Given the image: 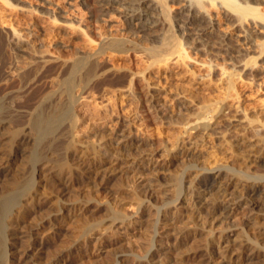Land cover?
I'll use <instances>...</instances> for the list:
<instances>
[{"label":"rangeland","instance_id":"374dc122","mask_svg":"<svg viewBox=\"0 0 264 264\" xmlns=\"http://www.w3.org/2000/svg\"><path fill=\"white\" fill-rule=\"evenodd\" d=\"M12 1L18 5L19 10H17L18 7L17 9L11 7L12 10L0 2V20H7L11 27H14L13 29L23 33L21 34L23 41L15 37L13 32H11L12 36L9 34L10 32L2 34L0 40V46L4 45V49L0 52V74L4 73L5 76L10 73L5 77L3 74L0 75V161H4L0 164V175H2L0 176V264H36L39 258L31 256L28 258L32 261L28 258L21 260L17 255L11 252L10 254L8 251L13 229L22 230V233L19 231L18 238L12 239L14 241L11 248L18 247L17 245L23 247L29 243V237L25 236L26 239L24 238L29 226L44 220L50 214L53 216L54 212L59 210L56 205L49 207L46 204H40V208H34V202H27V197L35 188L51 191V187L56 182L69 178L70 187L60 191L64 205L83 198L89 199L88 195L94 198L88 209L82 211L80 209L81 213L78 211V215L72 217L73 220L64 219L59 225H55L53 231L52 229L44 230L43 234L46 240L44 239L41 250L43 259L46 258V255L51 257V255H55L54 253L57 254L63 250L62 253L67 252L68 261L66 264H111L109 262L115 256L127 255L133 251L139 259L143 260L148 254L151 257L160 255L168 246L165 241H162L164 243L160 241L161 236H157V233L159 235L165 231L168 224L163 223L162 220L158 224L154 223L158 217L155 209H161L159 216L164 219L167 216L165 211L167 207L172 209L174 205H178L179 209L185 210L191 207V202L184 198V194L178 198L173 196L174 200L169 203L165 202L166 198L160 194L148 195L143 207L155 209L152 211L153 215L148 217L153 220L149 219L152 224H148V227L141 226L139 233L142 238L138 237L139 233L135 236L127 231L128 228L122 227L118 228L120 234H107L106 239L97 245V248L94 244V236L110 224L109 219H111L112 211L121 209L134 220L143 215L137 206L138 198L135 189L131 186L135 183V187L140 191L138 174L134 173L137 172L136 168H147L146 177L152 178L153 182L158 185L161 183L159 188L166 192V195L175 193L172 185L178 179L183 178L185 187L194 180L193 183L199 185L196 189L198 193H208L206 194L208 198L205 197L201 202H199L200 199H197V205L211 206L213 203L221 201V189L214 182L216 174L211 169L212 164L216 159L228 160L232 167L240 168V163H237L241 155L245 153L238 151L239 146L235 145L237 139H246V142L250 144L247 148L264 156V34L260 32L264 27L261 24L264 23L263 19L248 15L247 19L241 23V26L252 34V38H255L256 44L251 46L244 43L247 32L239 28L237 16L234 15L230 19H226L223 10L214 8L210 11L215 22L210 33L216 34L215 36L227 33L232 37L231 44L235 45L242 53L241 56L231 59L227 54L225 56L208 50L207 45L211 40L209 37H200L196 40L194 39L195 35L183 36L184 28L180 25L183 20L188 18L185 7L187 3H190L188 2L190 0H168L170 22L172 26L174 25L173 33L181 34L179 40L183 44V49L187 47L185 50L188 51V55L183 53L174 61L172 58L166 61H153L144 52L161 43V37L163 32H166L167 28L165 29V27L168 25L161 24L159 27L157 26L158 28H154L153 34L144 35L139 33L135 23L122 16L121 12L113 9L105 15L102 14L99 10V0H71V3L70 0H50L46 6H42L39 0ZM249 1L254 5V0ZM28 7L34 8L35 12L25 9ZM262 10L264 11V3ZM153 13L156 17H160V21L164 22L161 11L154 9ZM9 19L12 20V23L8 21ZM29 21H33V25ZM117 32L127 34L126 36L140 43L136 47L133 46L134 49L131 47L127 52L105 50L106 52L104 51L103 54L100 53L99 60L103 61L104 66L108 68L111 65L120 71L114 74L115 76L108 75L109 78L106 77L105 85L100 84L101 81L99 83H97L98 80L93 81L90 84L92 86H89L83 93V96L87 98V104L85 103L86 105L82 109L72 108V105L69 103V106L67 102L64 103L65 106L61 105L60 107L57 105L58 99L56 98L49 102L46 101L45 98L50 95V91L53 93L55 88L60 87L57 85H61L64 83V79L66 80L72 75L70 70L65 69L66 67L64 68L59 62L58 66L57 61L53 60L52 63L45 64L43 60L46 56L47 58L61 57L63 59L62 57H65L64 59H70L83 50L92 52L100 34ZM13 41L15 44L12 43ZM202 44H206L205 49V45ZM138 45L140 46L138 47ZM2 46L0 48H3ZM9 52L11 53L9 54ZM12 52L14 53L12 54ZM101 62H99L100 71L101 67H104ZM224 68H226V74L222 72ZM10 69H12L11 72ZM125 69L137 73L133 81H130L132 76L125 75L127 72L124 73ZM12 72L14 73L12 74ZM24 73L25 76H23ZM11 74L16 76L12 77ZM114 77H116L115 83L111 80ZM78 79H75V82L79 81ZM61 81L63 82L59 83ZM20 87L21 89H19ZM77 88H75V93L79 92ZM152 94L167 104V115H157V111L149 107L150 111L147 102ZM176 98L186 100L188 108L180 110L176 106ZM205 104L216 106V115L221 112V109L225 111V119L212 118L210 122L213 123L220 119L219 124L226 123V127L221 125L216 131L210 130L205 133L201 142L197 141L193 144L190 139L196 137L197 133L196 130L187 131L186 122L198 107ZM236 123L239 124L236 127L233 126ZM121 128L130 133L133 139L146 135L149 144L146 143L139 149L132 147L122 151L119 154L122 157H120L121 164L114 166L113 154L118 147L120 138L117 141L112 140L109 132ZM14 134H17L18 137L16 138ZM172 140L180 141L182 146L190 147L201 155L187 157L181 161H171L172 157L165 149L169 145V141ZM63 163L64 165H60ZM129 163L134 164L128 166ZM195 163L200 164L199 166L202 168L193 170L194 168L191 166ZM141 164L142 166H140ZM109 165L118 170H116V175L111 178L103 174L110 170ZM159 165L161 166L158 169ZM64 167L65 170H63ZM36 168L39 170L37 175L34 171ZM256 172L258 173L255 175L263 176L256 179V182L264 185V163L251 170L252 174ZM85 175H91V178L86 181ZM102 176H104V180L101 178ZM38 179L40 180L38 181ZM52 180L54 181L52 182ZM246 182L249 183L250 180ZM44 183L47 184L43 187ZM30 190L32 191L29 192ZM47 191L45 192L47 193ZM140 192L142 193V191ZM263 194L264 192L261 193V198L264 197ZM18 208L25 215L21 216L18 225L15 224L16 228H10V223H13L11 217L13 220L17 218ZM256 214L258 215L256 216ZM252 216L254 219L256 218L254 221ZM118 221L122 224V219ZM84 224L90 226L85 230L86 233L82 230ZM97 225H99L98 228L91 229ZM218 227L220 229L221 225ZM224 227H226L224 228L226 233L229 234V239L237 246L249 237L252 242L260 241L258 245L262 246V242H264V199L252 213L251 211L246 213L240 211L229 218ZM46 231H49L50 234L46 235ZM156 236L158 241L154 242L153 238ZM146 239L148 241L152 239V242H148ZM136 242L138 243L136 244ZM94 245L97 249L95 254L91 255L90 252L93 251ZM262 247L264 250V243ZM150 251L151 253H149ZM174 260L168 261L167 264H173ZM180 261L183 262L182 264H196V261H192L189 257ZM174 264L176 263L174 262ZM255 264H264V257L256 260Z\"/></svg>","mask_w":264,"mask_h":264},{"label":"bare ground","instance_id":"6f19581e","mask_svg":"<svg viewBox=\"0 0 264 264\" xmlns=\"http://www.w3.org/2000/svg\"><path fill=\"white\" fill-rule=\"evenodd\" d=\"M0 2L5 4L7 7L9 6L8 8L16 7V9H17V7H18V5L15 4L12 0H0ZM39 2L41 3L42 6H44V5L46 6L50 3V0H39ZM188 2H190V3H187V5L185 7L186 11L188 12V18L186 20H183L182 21L183 23L180 25L181 27L184 28V32L182 33L183 36L188 35V34L189 35H195L196 37L194 36V39H196V40H198V38H200V37H202V38L203 37H209L211 40H210L209 44L207 45L208 50H211V51L213 50V52H216L217 54L220 53V54H223L225 56L227 54L230 56L231 59H235L236 57L241 56L242 53H240L239 49H237V47L235 45L231 44L230 40L232 39V37L230 35H228L226 33L223 35L215 36L216 34L212 35V33H210V29L214 28V26H215V22L213 20V17H212V14L210 11L214 8L215 9L219 8L220 10H223L224 18H226V19H230L231 16H234V15L237 16L238 21H239V23H238L239 28L244 29V31L247 32V35L245 36V42L244 43L250 44L251 46L253 44H256V42L254 41L255 38H252V34L248 31V29L242 27L241 23L245 19H247L246 17L248 15H254V16L259 17V18L264 20V11L262 10V4L264 3V0H254V5L251 4L249 0H190ZM70 3H71V0H70ZM98 4H99V10L104 15L108 11L113 10V9L121 12L122 16L127 17L128 19L131 20V22L133 21V23H135V26H136V29L138 30V32L139 33L141 32L144 35L153 34V31H155L154 28L157 26L159 27L161 24L162 25H164V24L168 25L165 27V29L167 28L166 32L164 31L163 32L164 34L161 37L162 38L161 43L159 42L160 44H158V45L157 44L154 46L152 45L153 47L148 48V49L145 48L146 51L144 53H146L147 57H149L153 61H157V60H159V61L165 60L166 61V60H169L171 58L174 61L176 58L181 57L183 53L188 55V51L185 50V49H187V47H184V49H183V44L179 40L181 37L180 36L181 34L180 33H173L172 28L174 25L172 26L171 22H170L171 21L170 20L171 14L169 13L170 5L168 4V0H99ZM96 7H97V5H96ZM20 8H24V7H20ZM25 9L32 12L34 8L28 7ZM154 9L161 11V13L164 17V22L160 21V17H156V15L153 13ZM17 10H19V7ZM26 10H24V11H26ZM34 12L35 11H33V13ZM8 21L11 22L12 20L9 19ZM29 22L32 23V25H33V21H29ZM261 24H263V26H264V23H261ZM13 28L11 27L9 22H7V20L6 21L0 20V40L2 38L1 35L2 34L4 35V33L8 34V32H10L9 33L10 35H11V32H13V35L21 40V38H22L21 34H23V33H20V31H17L16 29H13ZM44 31H46V30H44ZM117 31H118V29H117ZM260 32L264 34V27L262 30H260ZM126 35L125 34H119L118 32L114 33V34H108L107 33L106 35H104L102 33V34H100V37H98V41L94 38L97 41V45H95L96 47L93 51L91 50L92 52L83 50V51L78 52L76 55H74L70 59H64L65 57H62L63 59H61V57L60 58L59 57H54V58L48 57L47 58V56H46L47 59L45 58V60H43V58H42V60H43V62H45V64L48 62H51L53 60L57 61L58 66L61 64L62 66H64V68L66 67L65 69L68 68L70 70L71 74L74 76L72 78V75H71V77L70 78L68 77V79L65 77L66 80L63 78L64 83H62L63 81L59 82V83H62L61 85L60 84L57 85L60 87L55 88L54 89L55 91H53V93H51V91H50V93H49L50 95L45 98L46 101L49 102L53 98H56V99H58L57 105L58 106L60 105V107H61V105L65 106L64 103L67 102L68 105H69V103L72 105V108H76V109L78 108L79 110L82 109L83 106L87 104L86 103L87 98L85 96H83V93L86 89H88L89 86H92L90 84L93 81L98 80L97 83H99V81H101L100 84L105 85V80H106V77H108V75L110 76L112 74V76H113L114 74L119 73L118 71H120V69H117L111 65L108 68H107V66H104V64L102 63L103 61L101 62L99 60L100 53L103 54V52L105 50H115V51H120V52H127L131 47H133V46L136 47L137 44L140 43V42L137 43L135 40H133L132 38H130ZM157 35H159V34H157ZM25 36H26V34H25ZM9 38H11V37L9 36ZM26 38L28 39V37H26ZM4 40H3V42H4ZM6 41H7V39H6ZM21 41H23V40H21ZM88 41H92V40H88ZM10 42H11V40H10ZM15 42H17V41H15ZM12 43H14V41ZM19 43H21V42H19ZM202 45H205V47H204V49H205L206 44H202ZM139 46L140 45H138V47ZM134 47H133V49H134ZM2 49H4V47L0 48V52L2 51ZM10 53L11 52H9V54ZM13 53L14 52H12V54ZM39 55H41V54H39ZM102 56H100V57H102ZM40 60H39V62H40ZM3 61H4V59H3ZM99 62H101L104 66V67H101V71L99 70V67H100ZM32 63H33V61H32ZM43 65H44V63H43ZM211 67H212V65H211ZM12 68H13V66H12ZM11 70L12 69H10V72H11ZM81 70H82V72H80ZM125 71H127V72L125 73ZM5 72H7V71H5ZM222 72H223V74H226V68H224V70ZM13 73L14 72H12V74ZM16 73H18V72H16ZM124 73L126 76L127 75L132 76L130 81H133L135 79V75H137L136 72L130 71V69H125ZM2 74L4 76V73H2ZM2 74H0V75H2ZM18 74H20V73H18ZM14 75H12V77ZM25 75L26 74L24 73L23 76H25ZM125 75H124V77H126ZM4 77H2V78H4ZM12 77L10 76V78H12ZM116 77H117V75H116ZM116 77L111 79V80H113V83H115L114 80L116 79ZM17 78H18V75H17ZM24 78H26V77H24ZM75 79L79 80V81H77L78 84H77V82H75ZM129 79H130V77H129ZM111 80H110V83H111ZM30 82H32V80H30ZM108 83H109V81H108ZM29 85H30V83H29ZM76 87H78L77 88V91H79L78 93H75ZM19 89H21V87ZM47 95H48V93H47ZM160 99L161 98H159L158 96L152 94L151 98L147 102V105H148V108L150 107L152 109H155L157 111V113H156L157 115L164 116V115L168 114V107H167V104L162 102ZM175 103H176V106H178V108L180 110H182L183 108H188V106L186 105L187 104L186 100H184V99L176 98ZM55 104H56V102H55ZM11 107L13 108V106H11ZM216 108L217 107L212 106V104H205L203 106L198 107L197 111L193 112V114L188 118V120L186 122V126H185L187 131L196 130V133H197L196 137L194 136L190 139V142H193V144H194L197 141L203 140L205 133H208L210 130L216 131L218 129V126L222 125V126L226 127V123L219 124L220 119L224 118V116H226L225 111H222V109H221V112L216 115L215 114ZM58 109L59 108L57 107V110ZM73 111L75 112V109H73ZM150 111H151V109H150ZM154 114H155V112H154ZM212 118H216V119L220 118V119L218 121L215 120V122L212 123V122H210V119H212ZM28 119H29V117H28ZM215 123H217V125H214ZM238 124L239 123L233 124V126L236 127ZM229 128H231V127H229ZM17 131H19V130H17ZM22 133H24V131H22ZM28 133H30V132L28 131ZM109 134H111V139L114 141H117V139L120 138V141L117 144L118 147H116L114 154H113L114 159L112 160V162H113L114 166H119L121 164V162H120L121 155H119V154H121L122 151L127 150V149L129 150L132 147L139 149L142 146H144L148 141V137L146 135H142L138 139H133L131 137L130 133H128L127 131H125L122 128L112 130L109 132ZM14 135L16 138L18 137L17 134H14ZM22 137H24V136H22ZM34 139L37 140L35 137H34ZM20 140H21V138H20ZM31 143H35V142H31ZM147 144H149V143H147ZM167 144H168V142H167ZM235 145L239 146L238 151L240 153H245V154H242L240 159L238 160L239 162L237 164L240 163V165H239L240 168L232 167L231 162L228 160L216 159L212 164L213 167L211 169L214 170L215 174H216L214 182L216 185H218L220 187L219 189H221V195H220L221 201L215 202L211 206H209V205L198 206L197 205V203H198L197 199H200L199 202H201L206 197V194H208V193H200L199 192L200 193L199 194L197 192L198 190H196L197 186H199V185H196V183H193L194 180L187 187H185L183 180H182L183 178L178 179V180L176 179L177 181H175L172 185L173 191L175 192V193L174 192L173 193L175 195L174 194L173 195L172 194L166 195V192H164L163 190H161L159 188V185H161V183L158 185L157 183L153 182L152 178L146 177V174H148V173L145 174V171L147 168L144 169V168H140V167L139 168L134 167L137 169V172H134V173L138 174V175L136 174L138 177L137 179H139L138 186L140 187L139 190L142 191V193L140 191H138L137 187H135V183H133L134 185L131 184V186H133V189H135V194L138 198V203H137L138 205L137 206H138V209L140 210L141 214L143 213V215H141L137 220H134V219H132V217L129 218L128 217L129 215H127L125 212L121 211V209H116V210L112 211V216H111L112 220L109 219L110 224L107 227L102 228L98 232V235L94 236V241H95L94 244L96 246L99 245L104 239H106L107 234L108 235L109 234L114 235L116 233L118 234L120 232V231L118 232V228L126 227V228H128L127 231H129L130 233H132L133 235L136 236V234L139 233V231L141 230L142 225H145L146 227H148L147 226L148 224H150V223L152 224L153 220L148 218V217L150 215H153L152 211L155 208H153V207L144 208L143 207L145 199L148 198V195H151L154 193L160 194V196L166 198L165 202L169 203V201L174 200L173 196L178 198L184 194V198L188 199L191 202V205H190L191 207H188L185 210L179 209L178 205H174V207L172 209L170 207H167L165 209V211L167 212V216L164 219L159 216L161 209H155L156 215H158V217L156 218V222L154 221V223L158 224L162 220L163 223L168 224V226H166V229L164 232L160 233L159 235L157 233V236H161L160 241L161 242L165 241V243L168 244V246L166 247V250H164L160 255H157L155 257H151V255L148 254L145 259L141 260L137 257V255L133 251L127 255H117L112 260H110L109 263H111V264H167L168 261L175 259L174 262L176 264H182L183 262H181L180 260L185 259L186 257H189V259L191 258L192 261H196V264H255L256 260L262 259L264 257V250L262 249L264 242H262V246L260 245V247H261L260 248L258 245V243L260 244V241H257L254 239L255 242H252L250 240V237H249V238H246L245 241H242V243L237 246L234 242H232L229 239V234H227L226 229H224V228H226L224 226H226L227 220L229 218L240 213V211L243 213L251 211V213H252V211L255 210L257 207H259V205L262 203V199H264V197L261 198V193L264 192V185L258 184L256 182V179L262 178L263 176L261 174H259V175H261V177L258 175H255L258 172L254 173V174L251 173V170L253 168H255L257 166L259 167V165L264 163V156L260 155L256 151H253V150L247 148L250 146V144H248L246 142V139H244V138L243 139H241V138L237 139ZM166 147L167 148L166 149L164 148V149L167 151L168 155H171L170 156V157H172L171 161H174V160H180L181 161V160H185V158H187V157H193L194 155H199V156L201 155V154H198L197 152H194L190 147L186 148V146H182L180 141H178V140L169 141V145ZM49 159L52 160V158H49ZM149 159H151V158L149 157ZM1 162L2 161H0V164H1ZM133 164L129 163L128 166H133ZM234 164H232V165H234ZM6 165H4V167ZM60 165H64V163L60 164ZM199 165L200 164L195 163L192 166L191 165L190 166L194 168L193 170H195L196 168H198V169L202 168V166H199ZM140 166H142V164ZM160 166L161 165H159L158 169L160 168ZM2 167H3V164H2ZM155 167H157V166L155 165ZM109 168H110V170H109ZM109 168H108L109 171L106 173H103V174H105V176L107 175L109 178H111V177L116 175L117 169L113 166H110ZM52 169L55 170V168H52ZM119 169H120V167H119ZM63 170H65V167L63 168ZM257 170H259V169H257ZM34 171H35V175H37V171H39V170L36 168V169H34ZM47 171H46V173H47ZM48 172H50V171H48ZM252 172H255V171H252ZM0 176H2V175H0ZM42 176H43V174H42ZM85 176L86 177H84V178L86 181H88L91 178V175L90 176L85 175ZM101 178L104 180V176H102ZM43 179H44V177H43ZM57 179H59V178H57ZM57 179H55V180H57ZM68 179L69 178H67V180L64 179L65 181H58V183L56 182V184H54V186L51 187V191L50 190L47 191L45 189L43 191L42 189L40 190V188L37 189L35 187H34L35 189L33 188L34 189L33 191L32 190L29 191V192H31V191L32 192L29 194V196L27 195L28 196L27 202H34V204H35L34 208H37V207L40 208V204H42V205L46 204L49 207L56 205L57 209H59V210L57 212L55 211L53 216H51V214H50L44 220L37 222L33 225H30L29 229L26 232L23 231V232H25V235L23 234L24 238H25V236L29 237V240H28L29 243L27 245H23V247H20L19 245H17L18 247L13 246L11 248V245L13 244V241H14L12 239L16 240V238H18V235H20V232L22 231V230L21 231L19 230L20 231L19 232V231H17L18 229L17 230L13 229L12 238L10 239L11 245H10V248L8 249L9 253L11 252V253L17 255L21 260H24L28 257L31 258V256H33V257L36 256L35 258L39 257L37 259L38 264H66V262L68 261V257L66 256L67 252L62 253L63 250L62 251L60 250L61 251L60 253H57V254L54 253L55 255H53V256L51 255V257L50 256L48 257L46 255V258L43 259V256H42L43 252L41 250L43 249L44 239H45L44 238L45 235L43 234L44 230L52 229V231H53L56 224L59 225V223H61V221H63L64 219H72L73 216H77L78 215L77 213L80 212L79 211L80 209H81V211L85 210V209L87 210L88 207L91 205L90 202L93 201V199H94V198H91L90 195H88L89 199L83 198L80 200L68 202V203H66V205H64L62 203L60 191L61 190L64 191L66 188L70 187L69 183H68ZM39 180L40 179H38V181ZM248 180H250L249 183L246 182ZM53 181L54 180H52V182ZM36 183H37V181H36ZM36 183H35V185H36ZM39 184H38V186H39ZM45 184H47V183H44L43 185L42 184L41 185L44 187ZM49 186H51V185H49ZM136 186H137V184H136ZM45 191H47V193ZM207 196H209V195H207ZM206 198H208V197H206ZM20 204H21V202H20ZM42 205H41V208L43 207ZM28 208H30V207H28ZM17 215H16L17 218H15L14 220L11 217L13 223H10V225H9L10 228H14V227L16 228V225H18L17 223L19 222V219L21 218V216H23L25 214L22 212V210L20 211V209H19V212H17ZM257 215L258 214H256V216ZM119 219H122V224H120L121 222L118 221ZM149 219L152 221H149ZM255 219L253 217V221ZM243 222H245V221H243ZM239 223H241L240 220H239ZM157 224H155V225H157ZM220 225H221L222 229L221 228L219 229L218 226H220ZM98 227H99V225L93 226V228H91V229H95ZM89 228H90V226H88V224L87 225L84 224V227L82 230H84V233H86L85 230H87ZM47 233L50 234L49 231L48 232L46 231V235H47ZM82 234H83V231H82ZM84 235H86V234H84ZM142 236H143V234H142ZM157 236H156V238H153L154 242L158 241ZM138 237L139 238L141 237L140 233H139ZM145 237H143V238H145ZM146 241H148V239H146ZM149 241H150V239H149ZM128 242H130V241H128ZM138 242H136V244ZM148 242H147V245H149ZM150 242H152V239ZM162 243H164V242H162ZM144 244H146V243H144ZM67 246H65V247H67ZM96 246L93 248V251L90 252L91 255L95 254V250L98 248V246H97V248H96ZM64 249H67V248H64ZM68 249H69V247H68ZM149 253H151V251ZM44 256H45V253H44ZM81 256H83V255H81ZM30 258H28V259L30 260ZM33 260H35V259H33ZM30 261H32V259ZM182 261H184V260H182ZM25 262H27V260H25ZM37 262H36V264H37ZM174 262H173V264H174Z\"/></svg>","mask_w":264,"mask_h":264}]
</instances>
